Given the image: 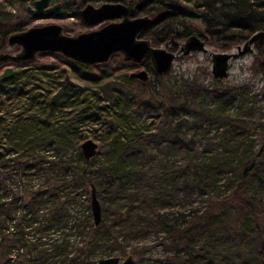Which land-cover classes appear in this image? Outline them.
Here are the masks:
<instances>
[{
    "label": "trees",
    "instance_id": "trees-1",
    "mask_svg": "<svg viewBox=\"0 0 264 264\" xmlns=\"http://www.w3.org/2000/svg\"><path fill=\"white\" fill-rule=\"evenodd\" d=\"M6 1L0 49L28 22ZM136 12L156 16L143 31L154 43L196 32L227 48L264 28V0H138ZM254 47L261 53L264 39ZM46 53L60 61L15 62L0 76V264H93L114 250L138 256L125 264H264V134L259 146L250 135L264 130L257 92L154 73L148 59L140 79L123 68L132 61L85 66ZM90 125L99 148L86 158ZM151 235L161 255L142 259Z\"/></svg>",
    "mask_w": 264,
    "mask_h": 264
},
{
    "label": "water",
    "instance_id": "water-1",
    "mask_svg": "<svg viewBox=\"0 0 264 264\" xmlns=\"http://www.w3.org/2000/svg\"><path fill=\"white\" fill-rule=\"evenodd\" d=\"M137 3L138 0H102L99 3L85 1L79 10L82 19L90 24L101 23L73 33L65 31L63 24L54 20L11 30L7 34L5 46L0 49V63L9 61L3 65L0 76H11L15 62L34 59L41 51L60 52L85 66L106 61L113 54L120 53L125 60L138 64L148 59L152 72L167 73L174 58L199 49L209 54L211 74L219 79L228 74L232 57L254 49V42L264 39V28H257L245 39L227 48H214L213 44L196 32L182 38L171 35L160 43H154L143 31L155 21L156 16L148 12H136ZM26 9L31 14L60 15L63 12L61 0L52 3L50 0H33L32 4L26 5ZM170 42L178 47H168ZM129 74L145 79L150 75V70L141 66L130 70ZM80 147L83 155L90 158L97 153L99 141L86 136L81 140ZM90 207L93 220L99 222L101 205L93 183L90 188ZM130 258L131 254L122 257L118 253H110L97 257L93 264H125Z\"/></svg>",
    "mask_w": 264,
    "mask_h": 264
},
{
    "label": "rangeland",
    "instance_id": "rangeland-1",
    "mask_svg": "<svg viewBox=\"0 0 264 264\" xmlns=\"http://www.w3.org/2000/svg\"><path fill=\"white\" fill-rule=\"evenodd\" d=\"M57 0H50V3ZM62 1L63 12L60 15L52 14H31L27 9L26 5L28 3H33V0H24L23 4L19 3L18 0L6 1L4 2L5 8L8 11L14 12L16 14L24 15L28 20L27 25L33 23H41L46 21H59L63 24L64 30L70 33H73L79 29L88 28L91 26H95L100 24L99 22L90 24L85 22L80 13L77 14V10H80V7L84 2L79 1H69L65 3ZM95 3H99L102 0H92ZM26 25V26H27ZM25 27V26H24ZM173 43H169L168 47ZM216 48L217 46H213ZM220 48V47H217ZM37 61H49V62H58L60 61L56 55L51 53L46 54H38ZM35 57V58H36ZM264 58V50L260 53L254 47V49L243 52L235 57H232L230 60L229 72L222 79L223 82L228 84L236 85L239 88L245 87L247 89V93L253 94L257 92L258 100L256 102L258 106L257 116L264 118V93L261 89L264 86V69L260 68V59ZM109 65H120L122 60L125 59L122 57L120 53L115 54L110 57ZM65 65L70 68V66L65 63ZM143 66L141 64H125L123 67L124 70L129 71L132 69H137ZM211 59L209 54L204 50H191L188 53L183 54L181 57L174 58L172 61L171 69L169 73L172 75L182 74L184 76L197 74L201 79L205 81H209L213 76L210 71ZM3 66H0V70ZM168 73V72H167ZM154 76H152L153 78ZM93 126V125H92ZM91 125L87 126L86 132L89 136H92L91 133ZM252 143L255 146H259L263 142V130H260L258 127H252ZM98 139V138H96ZM99 141V139H98ZM157 239L151 235L148 238V241L154 243ZM129 250V249H128ZM162 245L160 242L156 241L152 244L151 247L147 248L143 253L139 254L142 256V259H146L152 256L161 255ZM111 253H120L118 250H114ZM105 255V254H104ZM121 256H125V254H121ZM99 257V256H98ZM97 258V257H96ZM138 259V256H133L128 260V263L134 262Z\"/></svg>",
    "mask_w": 264,
    "mask_h": 264
},
{
    "label": "flooded vegetation",
    "instance_id": "flooded-vegetation-1",
    "mask_svg": "<svg viewBox=\"0 0 264 264\" xmlns=\"http://www.w3.org/2000/svg\"><path fill=\"white\" fill-rule=\"evenodd\" d=\"M169 47L172 48V49H176V48L178 47V45H177V44H172V45H170ZM109 59H110V58H109ZM145 60H146V59L143 60L142 65L145 66V67H147L146 64H145ZM148 61H149V60H148ZM132 63H134V64H138V63H135V62H133V61H132ZM140 64H141V63H140ZM147 68H148V67H147ZM148 69H149V68H148ZM149 70H150V69H149ZM129 71H130V70H129Z\"/></svg>",
    "mask_w": 264,
    "mask_h": 264
}]
</instances>
